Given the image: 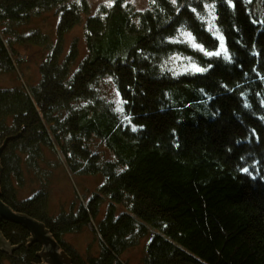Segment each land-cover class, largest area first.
I'll list each match as a JSON object with an SVG mask.
<instances>
[{
  "label": "trees",
  "instance_id": "16d2710c",
  "mask_svg": "<svg viewBox=\"0 0 264 264\" xmlns=\"http://www.w3.org/2000/svg\"><path fill=\"white\" fill-rule=\"evenodd\" d=\"M51 11L52 38L20 39L46 50L38 85L0 89V140L13 138L2 205L43 224L72 264H128L142 240L141 264H264V0H104L93 13L86 0H0V71H15L9 24ZM80 25L83 55L66 45ZM176 58L198 70L174 75ZM44 150L73 176L101 175L97 192L53 217L44 193L19 200ZM88 226L99 249L82 258L64 237ZM0 234L16 262L43 264L22 225Z\"/></svg>",
  "mask_w": 264,
  "mask_h": 264
},
{
  "label": "rangeland",
  "instance_id": "374dc122",
  "mask_svg": "<svg viewBox=\"0 0 264 264\" xmlns=\"http://www.w3.org/2000/svg\"><path fill=\"white\" fill-rule=\"evenodd\" d=\"M86 1L91 9V13H93L94 10H98L100 6L104 4V0ZM52 12L54 11L42 13L38 16L32 14L25 23H20L19 25L9 24L10 35L4 36L3 40L6 43L9 42L11 47L15 49L14 52L16 56L10 52L9 46L7 47L15 71L12 73L0 71L1 90L21 86L24 87V85L28 84L34 86L38 85L40 81L39 65L46 58V50L22 44L20 39L21 37L29 36L34 31L49 35L52 38L60 19ZM75 38L80 41V44L77 46H79L80 53L83 55L81 25L75 27L68 34L66 37V45L69 46ZM9 39L12 40L11 42H13V44ZM169 68L174 75H182L185 73L194 74L195 72L193 71L198 70L194 65L179 58L173 59ZM102 82H104L103 84L108 83L103 86L104 90L101 92L103 98L112 103L114 110L122 116L123 104L120 102L116 92L113 91V86L109 80H104ZM2 140H0V148L4 144ZM44 151V159L40 163L39 169L32 172L24 167L23 186L20 187L15 185L19 200L30 199L37 193L42 192L46 196L48 215L53 217L58 216L61 212L67 213L72 202L86 201L93 193L97 192V189L102 182L100 178L101 175L73 176L69 173V170L60 155L55 157L51 152L47 150ZM102 158L110 159V156L109 154L102 152ZM104 207H106V202H104ZM91 230H93V228L88 226L78 234H70L64 237V241L67 245L76 253V255L81 256L82 258H86L88 255L95 256L99 249ZM36 244L41 246V251H43V248L44 251L49 250L46 249L42 243ZM145 244L146 240H142L136 247L127 250L123 255V259L127 260L128 264H141L139 262L142 259ZM16 251L17 249L11 253L0 251L3 257L6 256V258L0 259V264H19L15 261L16 259H14L17 256L14 254ZM41 251L39 253H41ZM10 256L12 259H10Z\"/></svg>",
  "mask_w": 264,
  "mask_h": 264
},
{
  "label": "water",
  "instance_id": "95a60500",
  "mask_svg": "<svg viewBox=\"0 0 264 264\" xmlns=\"http://www.w3.org/2000/svg\"><path fill=\"white\" fill-rule=\"evenodd\" d=\"M12 139L13 138H8L4 141L3 146L0 148V152L3 150L5 144ZM2 221H9L22 225L31 235L30 243H42L46 249H49L44 251L43 248V251L37 255L38 258L43 260V264H72L70 257H68L64 251H60L59 246L51 239L43 224L23 215L13 213L0 202V222ZM17 248L18 247H11L0 234L1 252L7 251L11 253Z\"/></svg>",
  "mask_w": 264,
  "mask_h": 264
}]
</instances>
